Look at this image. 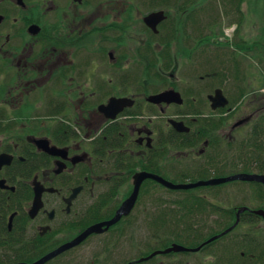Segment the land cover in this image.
<instances>
[{"label":"flooded vegetation","instance_id":"af4514ba","mask_svg":"<svg viewBox=\"0 0 264 264\" xmlns=\"http://www.w3.org/2000/svg\"><path fill=\"white\" fill-rule=\"evenodd\" d=\"M203 8L192 0H0V264H35L99 225L44 264H148L157 256L139 261L157 251L149 245L182 220L199 246L228 228L264 225L263 183L173 190L154 178L264 177L262 98L241 107L253 92L228 39L196 47ZM161 12L155 31L145 19ZM207 51L221 55L220 73L196 65ZM218 90L228 104L214 110ZM165 92L182 104L152 102ZM135 190L131 211L107 227Z\"/></svg>","mask_w":264,"mask_h":264},{"label":"rangeland","instance_id":"374dc122","mask_svg":"<svg viewBox=\"0 0 264 264\" xmlns=\"http://www.w3.org/2000/svg\"><path fill=\"white\" fill-rule=\"evenodd\" d=\"M215 6L214 8V16L208 15L203 22L196 24V37H203L206 35H210L211 31L207 28V24L213 23V19L215 18L217 20V25L218 26L213 32H214V37H212L213 41L215 40L214 38H220L219 41L221 40L224 42L226 39L230 41L232 45H234L236 48L242 41H244V44H242L245 48L244 50H237L236 55L239 60V65H241V69L243 68L245 74H247V88L246 90L249 91L251 94L247 95V98L245 99V103L241 107H245L246 103L253 99L257 95L258 97L262 98L261 104L264 105V0H247L246 2L243 3L241 6V9H243L244 14H245V20L243 22V25L239 28L234 25H230V22L235 21V17L233 14L226 15L222 13L224 10L223 6H229L228 4L224 3V1L220 0H214L213 1ZM206 6H204L205 8ZM203 8V9H204ZM199 13V12H198ZM213 18V19H212ZM237 29V31H236ZM223 34L219 33L220 31ZM138 29L133 31V36L138 35ZM219 33V34H218ZM238 33V34H237ZM248 45H255L254 50L249 51L245 50ZM241 46V45H239ZM180 50V48H179ZM178 50V52H179ZM181 51V50H180ZM198 57V56H197ZM196 57V58H197ZM219 61L221 62V55L216 54L214 51H207L204 53L203 58L197 59L196 65H207L206 62H208L210 65H212V68L210 70H217L218 73H220V66H216ZM179 65H184V61L179 62ZM221 65V64H219ZM178 70L175 71V77L176 79H180L181 75H178ZM252 95V96H251ZM254 96V97H253ZM261 100V99H260ZM239 107V108H241ZM230 191H233L232 188H230ZM164 196L166 197L165 199H170L173 200L175 198H169L168 194L164 193ZM238 197L234 194L229 195L227 198L228 203L227 206H233L236 204V200ZM237 226V224H236ZM167 232L164 231L163 235L161 236V240L153 243L155 246L154 248L157 249L156 252H161L163 249H165L167 246H173V245H178L181 247H185L187 249H196L197 244L179 240V241H164L168 236H173L171 235V230H176L174 229H164ZM261 237V240L264 239V225H261L259 227H248V228H236L234 232L231 233V237L236 238L235 240L230 241H224L223 243H226V247L232 244L233 242H237L236 240L240 241L243 239V235H255ZM221 235V234H220ZM166 237V238H165ZM240 237V238H239ZM239 238V239H238ZM167 245V246H166ZM171 246V247H172ZM170 247V248H171ZM223 245H220V243L213 245L211 248L207 249L206 251H201V252H196V253H182L179 255H174V256H157L155 261H152L148 264L154 263V264H210L214 263L216 260V257L214 253L216 250H221ZM150 245L148 247V250H150ZM159 249V250H158ZM147 250V252H148ZM153 252V253H156ZM152 253V254H153ZM188 254V255H187Z\"/></svg>","mask_w":264,"mask_h":264},{"label":"trees","instance_id":"16d2710c","mask_svg":"<svg viewBox=\"0 0 264 264\" xmlns=\"http://www.w3.org/2000/svg\"><path fill=\"white\" fill-rule=\"evenodd\" d=\"M192 1L195 4H197L198 6H202V7L206 6L201 11H197V14L195 17V20H196L195 23L196 24H198V22L199 23L203 22V20L209 14L214 16V14H213V12H214L213 7L215 6V4L213 2L214 0H192ZM220 1H224V3L229 5V6H223L224 10L222 11V13L228 15L230 12V14H233V16H236L235 21L230 22V25H232L234 23V25H236L237 28L241 27L243 25L244 20H245V14H244L243 9H241V6L247 0H220ZM216 25H217V20L215 18L213 19L212 24H210V23L207 24V28L208 29L210 28V31H212V32L209 36H203V37H198V38L196 37V42H195L196 47L202 46L204 44H209L211 46L218 44V43L215 44V42L212 39V37H214L213 29ZM196 30H198V29H196ZM222 34H223V31H222ZM214 39H216V38H214ZM242 44H244V41H242L241 43L239 42V44L237 46V50H239V51L244 50L245 47ZM239 45H241V46H239ZM254 48H255V45H248V47L245 50L252 51V50H254ZM230 56L231 55L228 53V59H230ZM231 60L234 61L235 57L231 58ZM206 64L210 65L208 62H206ZM211 72H217L218 73V71L215 69L211 70ZM245 91H246V89H245ZM213 124H216V123H213ZM179 204H187V202L179 203ZM188 205H189V203H188ZM190 205H192V204H190ZM180 222L182 223L183 227L175 228L176 230H171V231H174V232H171V235H173V236H168L169 238H167L164 241L183 240V241L193 243L191 241L190 235H194V233L195 234H198V233L193 229V226L188 225L185 220H182ZM228 229H230V228H228ZM228 229H226L224 231L221 230L218 232L223 231L222 233H224ZM164 231L167 232L166 230H164ZM234 231L235 230H232L228 234L224 235V237L221 241L215 243V244L220 243V245H223L225 247H223L221 250H216V252H218V253H214L216 260L214 263H210V264H264V239L261 240L260 234H259V236L243 235L242 240H240V241L236 240L237 242H233L232 244H230L229 246L226 247V243H223L224 241H227V240L230 241L231 238H232L231 240L236 239L234 237H231V236H233V235H231V233ZM215 244H213V245H215ZM213 245L209 246L207 249L211 248ZM171 246L170 245L167 246L165 249H163V251L167 250ZM154 247L155 246H153V247L150 246L151 249L149 251L155 250ZM198 247H200V246L197 244L196 248H198ZM180 254H182V253H180ZM174 255L175 254L166 255V256L170 257V256H174ZM176 255H179V254H176Z\"/></svg>","mask_w":264,"mask_h":264},{"label":"water","instance_id":"95a60500","mask_svg":"<svg viewBox=\"0 0 264 264\" xmlns=\"http://www.w3.org/2000/svg\"><path fill=\"white\" fill-rule=\"evenodd\" d=\"M164 19H165L164 13L161 12V13H155V14L148 16L145 19V22L147 23L148 26H150L153 30L156 31L157 24ZM210 99L212 102V109H214V110H216L217 108H220V107H225L228 104V101L225 99V97L223 96V94L220 90H218L216 92L215 96L211 97ZM117 102L118 101H111V105L113 106L115 103L117 104ZM152 102H156V103L157 102H176L178 104H182V99H181V96L175 92H165L159 96L154 97L152 99ZM172 123L179 131H182L183 130L182 128L185 129V126L183 123H178V122H174V121ZM150 177H153V176L148 175V178H150ZM141 178H143V177H141ZM154 178L158 182L163 184L165 187L173 189V190H187V189L197 188V187H201V186H217V185H221V184H225V183H229V182H233V181L260 182V183L264 184V177L256 176V175H244V174L235 175V176L222 178V179H214V180H210L208 182H199V183L190 184V185H173L172 183H169L163 179L156 178V177H154ZM139 183H140V179L137 181V184H139ZM136 197H137V191L135 190V193L133 194L131 199H129V201L124 204L122 209L117 214L116 218H114L111 222L106 224L107 227L115 224L121 218V216L127 215L131 211V209L133 208L134 203L136 201ZM102 226H104V225L94 226V227L88 229L83 235H81L79 238H77L74 242L62 247L60 250H58L52 254H49L48 256L41 259L39 262H37L35 264H44L48 260H50L53 257H55L56 255H58L59 253L78 245L88 235L95 233V232H99V228H101ZM232 230H233V227L228 229L227 231H225L224 233H222L218 237L210 239L207 243H205V245L212 243L213 241L217 240L218 238L228 234ZM205 245H202L196 249H187L185 247H181V246H178L175 244L171 248H168L167 250L151 254L146 259L140 260L139 263L143 262V261H148V260H150V259H152L158 255H167V254H171V253H196V252H199Z\"/></svg>","mask_w":264,"mask_h":264}]
</instances>
